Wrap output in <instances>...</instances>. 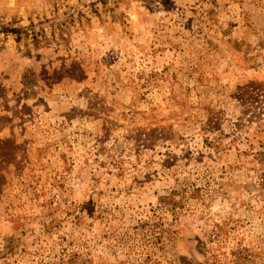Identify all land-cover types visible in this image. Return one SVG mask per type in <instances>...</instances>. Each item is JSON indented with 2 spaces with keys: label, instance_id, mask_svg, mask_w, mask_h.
<instances>
[{
  "label": "rangeland",
  "instance_id": "1",
  "mask_svg": "<svg viewBox=\"0 0 264 264\" xmlns=\"http://www.w3.org/2000/svg\"><path fill=\"white\" fill-rule=\"evenodd\" d=\"M0 264H264V0H0Z\"/></svg>",
  "mask_w": 264,
  "mask_h": 264
}]
</instances>
